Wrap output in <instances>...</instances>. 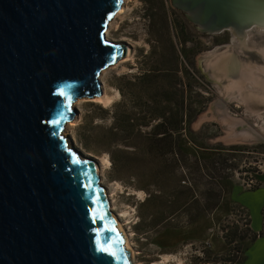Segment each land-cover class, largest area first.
Segmentation results:
<instances>
[{
    "label": "water",
    "instance_id": "1",
    "mask_svg": "<svg viewBox=\"0 0 264 264\" xmlns=\"http://www.w3.org/2000/svg\"><path fill=\"white\" fill-rule=\"evenodd\" d=\"M123 1L0 0V264H133L98 166L63 135L73 103L102 96V73L128 55L107 36ZM173 4L206 34L260 31L250 18L264 0ZM208 60L199 68L218 86L217 61ZM211 110L226 143L246 130L251 136L236 143H264L222 102Z\"/></svg>",
    "mask_w": 264,
    "mask_h": 264
},
{
    "label": "rangeland",
    "instance_id": "2",
    "mask_svg": "<svg viewBox=\"0 0 264 264\" xmlns=\"http://www.w3.org/2000/svg\"><path fill=\"white\" fill-rule=\"evenodd\" d=\"M125 8L126 13L110 23L107 36L126 44L131 56L106 69L100 77L103 95L111 97L113 102H94L95 98L75 101L74 116L66 124L64 134L84 159L100 166L102 187L128 237L133 264H229L231 260L243 258L242 252L251 246L247 224L251 221L254 229L260 228L261 213L264 217V143H226L223 139L229 133L213 117L211 109L222 102L227 116L263 137L264 111L254 117L249 112L255 110L250 111L241 98L226 99L222 88L228 83L224 81L220 88L210 82L200 70L198 60L232 48L237 49L246 64L263 69L264 57L260 52L264 48V31L251 30L249 47L243 53L241 43L232 32H202L174 6L173 0H127ZM143 75L160 77L162 87L175 103L164 106L176 115L181 111L179 101L183 93L198 95L197 108L202 112L192 124L193 137L206 149L188 146L184 150L191 157L204 159L223 154L225 162L218 160L209 172L185 173L176 169L166 174L160 187H155L149 172H118L108 162L107 155L90 153L83 147L82 141L91 139L93 134L108 132L116 114L120 119L132 114L135 124L142 122L155 88L143 84ZM245 88L244 93L258 94L253 87ZM257 106L263 104L253 107ZM206 116L208 119L204 120ZM151 132L152 127L138 126L134 134L122 133L120 139L140 143ZM246 133L232 136H250ZM234 146L248 149L225 151ZM137 157L140 163L149 158L143 154ZM135 174L142 181L135 182ZM146 190L152 192L151 199ZM179 193L186 194V203L169 205L170 196ZM213 193L220 195L219 201Z\"/></svg>",
    "mask_w": 264,
    "mask_h": 264
},
{
    "label": "trees",
    "instance_id": "3",
    "mask_svg": "<svg viewBox=\"0 0 264 264\" xmlns=\"http://www.w3.org/2000/svg\"><path fill=\"white\" fill-rule=\"evenodd\" d=\"M190 76V74H187ZM145 80L143 84H148L153 94L149 96L151 105L146 113V117L142 122L135 124L132 114H126L123 119L117 114L114 118V125L108 132L93 134L91 139L82 141L83 147L90 153L107 155L112 168L118 172H149V177L153 186L160 187L166 178V174L176 172V169L182 172H209L211 166L215 167L218 160L226 161V156L217 155L211 158H200L197 156L191 157L184 147L194 146L198 149H206L201 147L198 140L194 137L192 124L197 116L202 112L198 109L199 102L197 94H184L181 97L179 104L181 111L179 115L174 114L172 109L169 111L164 105L174 103V98L168 96V92L162 87L163 83L159 76L143 75ZM193 79V77L191 78ZM162 87V89L160 88ZM196 95V96H195ZM152 103V104H151ZM175 104V103H174ZM119 108V107H118ZM116 108V109H118ZM152 127V132L148 137L140 143L129 140L120 139L122 133L134 134L136 127ZM145 137V136H143ZM248 147L234 146L227 150L246 151ZM143 154L147 158L142 159L141 163L138 160V155ZM224 156V157H223ZM217 157V158H216ZM223 157V158H222ZM222 158V159H220ZM234 167V166H233ZM172 175V174H171ZM139 174H135V182L140 180ZM149 180V181H150ZM192 186V184H190ZM147 189V188H144ZM151 199V191L146 190ZM166 195V192H163ZM186 194H174L169 199V205L186 203ZM213 196L219 197L213 193ZM168 204V202H166ZM218 204V202H217ZM215 207V205H214ZM196 219L192 220L194 222ZM248 234H250L251 245L258 239L264 236V230L256 233L251 228V221L247 224ZM249 249V248H248ZM246 252L243 253V258H236L229 261V264H240L246 259ZM206 264V262H203Z\"/></svg>",
    "mask_w": 264,
    "mask_h": 264
},
{
    "label": "bare ground",
    "instance_id": "4",
    "mask_svg": "<svg viewBox=\"0 0 264 264\" xmlns=\"http://www.w3.org/2000/svg\"><path fill=\"white\" fill-rule=\"evenodd\" d=\"M249 1L252 3V0H249ZM124 3L125 4L121 8V11L117 14L116 18L120 17L126 13L125 6L127 5V0H125ZM250 7H255V6H250ZM253 9H254V11H253V14H251L252 16L250 18V21L253 22V24H252L253 26L260 28V32H263L264 31V8H253ZM251 30L252 29H249V28H247L245 32H240V31L238 32L236 30H232L233 35L235 37H237L239 43H241L240 50L243 51V53H244V48L246 49L249 47V43H250L249 41L251 39V34H250ZM254 30H255V28H254ZM228 50H226L224 53L209 56V60H208L209 64H212L213 61L214 62L217 61V65H215L216 66L215 75H216V80L219 84L218 86L220 88H222L223 83L227 82L228 85L225 88H222V94L224 95V97L226 99L233 97V96L241 98L250 107V111L255 110V111H253L254 113L249 112V114H252L254 116H258L259 112L264 111V76L263 77L261 76V75H264V68L260 69L259 68L260 66L258 67V65H253L251 63L246 64V62L243 61L241 59V57L238 60H233L229 56ZM236 50L237 49L231 50V52L236 51ZM260 53L264 57V48L261 50ZM130 56H131V51H130V49H128L127 58H129ZM224 81H226V82H224ZM249 85H251V86H249ZM245 87L255 88L258 91L257 92L258 94L249 93V92L244 93L243 89H246ZM252 92H254V91H252ZM94 102H99V103H103V102L109 103L110 102L111 103V102H113V100L108 95H103V97L95 98ZM258 104H263V106L253 107L254 105H258ZM259 107H263V109H259ZM234 125H236V124H234ZM71 126H74V124H72ZM245 132L248 133L247 130ZM63 135L65 136V134H63ZM250 136L246 135L245 138H248ZM241 139H244V138L242 136H240V137H233L232 136V137H229V139H227V142L233 143V142H237L238 140H241ZM87 161H90V162L96 164L98 166L99 174H101L100 166L96 162H94L92 160H87ZM108 162L110 163V161H108ZM100 178H101V175H100ZM103 190H104L106 197H107L109 211L114 217H116L113 214V210L111 208L109 195L104 188H103ZM116 219L119 222L117 217H116ZM122 229H123V227H122ZM123 232L126 236L128 244H129V240H128V237H127L124 229H123Z\"/></svg>",
    "mask_w": 264,
    "mask_h": 264
},
{
    "label": "crops",
    "instance_id": "5",
    "mask_svg": "<svg viewBox=\"0 0 264 264\" xmlns=\"http://www.w3.org/2000/svg\"><path fill=\"white\" fill-rule=\"evenodd\" d=\"M262 217V226L254 229L253 223L251 222V228L254 232L260 233L264 230V217ZM252 220V219H251ZM240 264H264V236L253 243L246 253V259Z\"/></svg>",
    "mask_w": 264,
    "mask_h": 264
}]
</instances>
